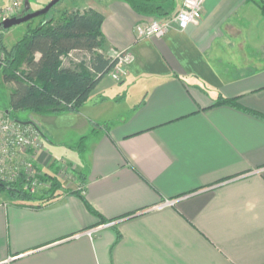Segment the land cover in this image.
<instances>
[{
	"label": "crops",
	"instance_id": "1",
	"mask_svg": "<svg viewBox=\"0 0 264 264\" xmlns=\"http://www.w3.org/2000/svg\"><path fill=\"white\" fill-rule=\"evenodd\" d=\"M166 1L72 0L103 16L100 53L135 60L76 113L15 119L43 134L40 175L75 179L45 205L0 194V264H264V0H204L198 25L138 40Z\"/></svg>",
	"mask_w": 264,
	"mask_h": 264
},
{
	"label": "trees",
	"instance_id": "2",
	"mask_svg": "<svg viewBox=\"0 0 264 264\" xmlns=\"http://www.w3.org/2000/svg\"><path fill=\"white\" fill-rule=\"evenodd\" d=\"M124 1L135 13L143 16H167L172 10L166 0ZM258 7L264 16V2H259ZM22 15L24 10L19 16ZM103 21V16L95 11L85 14L65 11L58 21L49 18L34 28H28L9 51L3 47L0 36L1 75L4 83L12 85L8 114L30 112L45 116L78 112L112 67L110 59L96 53L103 47L100 31ZM73 52H85L87 63L82 62L76 68L64 65L63 58ZM216 106L240 109L236 100L222 97ZM248 113L264 121V116ZM95 131L96 128L92 133ZM85 141V137L81 138L78 150L84 149ZM40 178L50 182L46 195L52 200L62 186L54 176L43 175ZM23 188L22 180L13 184L2 183L0 194L5 193L12 200L27 204L42 200H37Z\"/></svg>",
	"mask_w": 264,
	"mask_h": 264
},
{
	"label": "built area",
	"instance_id": "3",
	"mask_svg": "<svg viewBox=\"0 0 264 264\" xmlns=\"http://www.w3.org/2000/svg\"><path fill=\"white\" fill-rule=\"evenodd\" d=\"M4 5L0 8V24L7 19L19 17L23 10V0H0ZM204 0H181L180 7L170 18L154 19L146 25L135 28L137 39L153 36L162 37L174 26L180 31L189 26L199 24ZM68 54L66 58H70ZM112 67L106 77L114 82H120L134 63V55L129 50L115 52L107 57ZM43 134L32 124H21L12 119L5 111H0V183L13 184L24 181L34 191L35 182L40 172L36 166L37 154L42 149ZM24 187V188H25ZM174 201L166 200L160 207L172 206Z\"/></svg>",
	"mask_w": 264,
	"mask_h": 264
},
{
	"label": "rangeland",
	"instance_id": "4",
	"mask_svg": "<svg viewBox=\"0 0 264 264\" xmlns=\"http://www.w3.org/2000/svg\"><path fill=\"white\" fill-rule=\"evenodd\" d=\"M49 1L50 0H28L29 7H30L29 12H34V11L42 9L49 3ZM23 3H24V0H23ZM71 4H72V0H60V2L57 5H55L47 15L34 19L29 23L16 26L12 29H9L8 31H0L2 42L4 41L3 47H5L7 51H9L11 49V46L14 45V43H16L21 37L25 35L28 28H34L39 23L46 21L49 18H53L55 21H58L61 14H63L67 10L70 11ZM96 53H100V50L96 51ZM87 58H88V55L85 52H73L70 58L68 57L63 58V64L66 66L71 65L72 67L76 68L78 64H83L82 62H86L85 60ZM1 68H2V65L0 64V111H5L6 108H9V97L12 91V87H11L12 85H9L3 82L2 75H1ZM28 115H29L28 112H25V113L19 112L15 114H10V117L12 119L18 120L19 122H26V118L28 117ZM41 176L43 175H40L38 178V181L35 182V185H34L35 189L33 192H31V190L27 188V186L31 188L32 185L30 186L29 184H27L26 187L24 186L25 188H23L25 192H27L28 194L32 196H35L37 200L38 198H42L41 201H35V202L30 203L31 205H45L51 200V199H48V195H46V192H48V190L50 189V186H49L50 182L42 181L40 178ZM54 177L60 183V185H61V182L67 181V183L68 182L71 183L75 179V177H73V171L70 168L68 169L66 166L58 167V170ZM61 190L62 189H59L56 192V194L60 193ZM2 194H5V193H2ZM44 195L46 196L42 197Z\"/></svg>",
	"mask_w": 264,
	"mask_h": 264
},
{
	"label": "water",
	"instance_id": "5",
	"mask_svg": "<svg viewBox=\"0 0 264 264\" xmlns=\"http://www.w3.org/2000/svg\"><path fill=\"white\" fill-rule=\"evenodd\" d=\"M59 2H60V0H50L49 3L45 7H43L42 9L34 11V12H29L30 7H29L28 0H24V3H23L24 15L7 19L6 21H4L3 23L0 24V29L2 31H8L9 29H12L16 26H20V25L29 23L34 19L45 16ZM0 185H1V183H0Z\"/></svg>",
	"mask_w": 264,
	"mask_h": 264
}]
</instances>
